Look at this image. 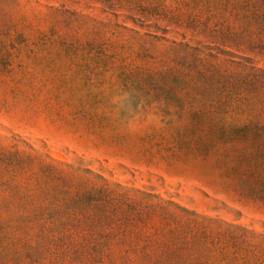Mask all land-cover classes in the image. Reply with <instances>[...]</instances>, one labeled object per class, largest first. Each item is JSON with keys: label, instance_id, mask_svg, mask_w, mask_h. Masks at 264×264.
<instances>
[{"label": "trees", "instance_id": "trees-1", "mask_svg": "<svg viewBox=\"0 0 264 264\" xmlns=\"http://www.w3.org/2000/svg\"><path fill=\"white\" fill-rule=\"evenodd\" d=\"M58 1L63 8L48 7L113 14L112 34L124 29L130 42L138 39L113 53L126 51L138 61L131 69L151 83L161 79L169 90L185 91L180 104L195 118L207 113L194 108L205 101L197 90L228 104V111L245 104L254 114L231 126L230 140L242 137L248 142L243 156L264 161V0ZM26 29L31 24L20 0H0V46L32 36ZM156 42H165L158 53ZM9 56L0 48L3 64ZM33 152L0 147V218L18 219L14 230L28 248L22 264H46L39 251L54 254L50 264H264L263 231L124 184L87 164ZM255 170L242 175L245 188L264 199V184L256 185L264 175ZM11 220L1 221V232H11Z\"/></svg>", "mask_w": 264, "mask_h": 264}, {"label": "rangeland", "instance_id": "rangeland-1", "mask_svg": "<svg viewBox=\"0 0 264 264\" xmlns=\"http://www.w3.org/2000/svg\"><path fill=\"white\" fill-rule=\"evenodd\" d=\"M49 4L63 8L58 0H20L31 24L25 33L33 35L0 46L11 53L6 64L0 60V147L33 152L26 141L40 156L50 152L87 164L124 184L264 232V199L251 194L242 178L254 165L263 176L264 161L243 156L248 142L242 137L230 140L231 126L254 112L241 102L228 111V104L197 90L205 101L194 108L207 113L195 118L180 104L185 91L169 90L161 79L151 83L131 69L138 61L126 51L113 53L138 41L130 42L129 30L112 34L113 14L77 6L79 13L65 12ZM163 43L152 47L158 53ZM11 218V232L0 231V264H22L28 250L14 230L17 217L3 214L0 227ZM38 254L46 264L54 257Z\"/></svg>", "mask_w": 264, "mask_h": 264}]
</instances>
